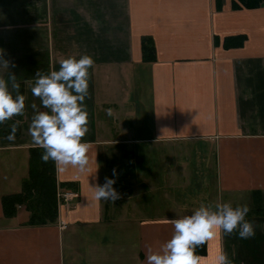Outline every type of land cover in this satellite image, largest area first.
Masks as SVG:
<instances>
[{"label":"crops","instance_id":"1","mask_svg":"<svg viewBox=\"0 0 264 264\" xmlns=\"http://www.w3.org/2000/svg\"><path fill=\"white\" fill-rule=\"evenodd\" d=\"M231 1L217 9L215 0H0V48L26 97L15 140L0 135V264H147L149 247L158 251L172 236L168 219L187 214L165 215L164 175L188 165V182L203 191L195 209L247 203L255 227L249 239L207 241L201 264L221 248L232 264H264L262 216L250 214L264 201V5L234 9ZM84 54L94 60L82 138L88 170L54 163L56 189L78 194L45 224H30L20 203L7 215L1 197L21 191L37 147L29 125L46 110L31 93L34 74ZM197 163L206 175L198 181ZM113 169L120 198L95 199Z\"/></svg>","mask_w":264,"mask_h":264},{"label":"clouds","instance_id":"2","mask_svg":"<svg viewBox=\"0 0 264 264\" xmlns=\"http://www.w3.org/2000/svg\"><path fill=\"white\" fill-rule=\"evenodd\" d=\"M5 49L0 48V124L21 116L26 110V97L19 91L16 75L9 70L10 61L4 58ZM94 60L84 54L77 58L68 56L59 61L57 70L43 74L37 70L31 87L33 96L39 97L45 111H36L29 125L32 143L43 149L41 160L53 161L61 169L88 170L90 143L84 139L88 133V111L85 100L89 95V70ZM7 73L6 77L3 73ZM35 109V105H31ZM111 115V110H107ZM19 120L10 125L8 141L16 138ZM113 178H105L102 185L93 189L95 199L114 202L120 194L113 187ZM250 212L247 203L233 206L229 202L215 206L201 204L191 214L168 219L173 226L170 239L160 245L158 251L149 247L147 264H201L196 249L219 233L235 235L240 239L255 236V227L246 217ZM212 264H232L228 254L219 249Z\"/></svg>","mask_w":264,"mask_h":264},{"label":"trees","instance_id":"3","mask_svg":"<svg viewBox=\"0 0 264 264\" xmlns=\"http://www.w3.org/2000/svg\"><path fill=\"white\" fill-rule=\"evenodd\" d=\"M215 7L219 9V0H215ZM259 4L264 5V0H232L231 7H256ZM232 42H236V38L241 40V36H232ZM225 42V40H224ZM142 56L145 60L153 58L152 45L148 36H143L141 39ZM21 89V87H20ZM21 116H15L12 120L5 121L0 126V135H8L10 132V125L20 120ZM19 132V124L17 125L16 134ZM42 148L35 147L30 150L29 155V174L23 181L22 189L19 192L12 194H5L1 197L3 212L10 215L15 205L20 203L26 207L29 212L30 224H45L51 222L57 216V199H56V178H55V164L49 160L47 163L41 160ZM249 214V213H248ZM198 255L205 252V245L196 249Z\"/></svg>","mask_w":264,"mask_h":264},{"label":"rangeland","instance_id":"4","mask_svg":"<svg viewBox=\"0 0 264 264\" xmlns=\"http://www.w3.org/2000/svg\"><path fill=\"white\" fill-rule=\"evenodd\" d=\"M189 160L191 161L190 158ZM194 161L195 159L193 158V161H191L192 163L190 165L191 168L193 169L195 168ZM197 165L198 167H200L199 169H201L200 170L201 174L197 177L196 181L206 176L205 174H203L204 168H202V164L197 163ZM190 172H191L190 167L188 165V169L186 168L184 172L182 169H180L179 175H177V177L175 175H172L174 176V179H172L170 173L164 175L165 183H163V186L161 188L163 190L164 196L161 202L164 204L163 209L165 215L181 216V215H185L186 213H187L186 215H188L190 214V212H192L195 209L194 206H197L201 202L200 199H203V191L201 188L198 189L197 187L198 186L197 184L199 183L188 182V180H191L192 178ZM189 176H191L190 179ZM201 185H203V183H201ZM206 185L209 189L211 182ZM172 194L174 198H172ZM255 200H257V198ZM260 202L261 199L259 200V203ZM261 205L263 208L259 210L260 212L252 211L250 214L258 215L260 217L262 216L260 219H258V222H260L259 224H261L262 227H264V216H263V212L261 213V211H264V201H262ZM149 211L155 212L153 209H151V207Z\"/></svg>","mask_w":264,"mask_h":264},{"label":"built area","instance_id":"5","mask_svg":"<svg viewBox=\"0 0 264 264\" xmlns=\"http://www.w3.org/2000/svg\"><path fill=\"white\" fill-rule=\"evenodd\" d=\"M77 191L72 188L61 187L56 189V198H57V209L59 212L61 209H67L71 200L77 196ZM64 226V223H61Z\"/></svg>","mask_w":264,"mask_h":264}]
</instances>
